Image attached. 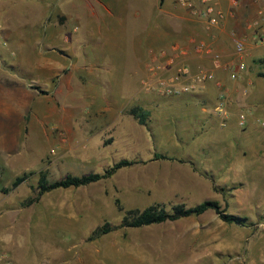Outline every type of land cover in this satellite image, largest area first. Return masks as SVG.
Here are the masks:
<instances>
[{
  "label": "rangeland",
  "instance_id": "374dc122",
  "mask_svg": "<svg viewBox=\"0 0 264 264\" xmlns=\"http://www.w3.org/2000/svg\"><path fill=\"white\" fill-rule=\"evenodd\" d=\"M144 5V19L136 20ZM144 5L0 0V264H264V126L257 122V138L219 137L213 150L200 139L182 144V117L164 112L166 101L182 95L143 90L151 56L178 44L181 18ZM154 100L162 102L150 117ZM134 107L147 112L145 126L128 114ZM156 153L175 160H154ZM124 159L136 163L23 206L37 194L42 170L53 182L102 173ZM17 177L24 181L11 189ZM208 200L248 224H226L207 211L118 227V206L168 210ZM106 224L111 231L94 237Z\"/></svg>",
  "mask_w": 264,
  "mask_h": 264
},
{
  "label": "crops",
  "instance_id": "0c3cea01",
  "mask_svg": "<svg viewBox=\"0 0 264 264\" xmlns=\"http://www.w3.org/2000/svg\"><path fill=\"white\" fill-rule=\"evenodd\" d=\"M137 2L143 5L149 4L150 8L159 15L162 14L171 19L181 18V22L176 21L180 23L183 31L174 43H178L176 45L182 46L188 53L179 61L187 64L192 73H197L200 69L214 72L217 80L231 89L225 104L228 110L226 119L218 117L214 112L219 94L214 83H207L206 87L197 93L183 94L165 102V105L169 107L168 111H164L165 114L181 116L185 123L179 136L183 140L182 144L187 145L190 140L195 143L200 139L202 141L200 147L213 150L214 144L222 136L231 135L235 139H244L251 135H256V138L261 135L263 129H257L256 125L259 120H264V80L256 74L259 71L257 63L264 59V45L257 44L261 27L255 26L256 24L264 26L262 16L259 15V12L264 10V0H217L224 18L221 26L212 30L192 18L187 9L174 6L171 0H164V3L163 0H137ZM145 10L144 5L141 10L136 11L134 18L143 20ZM231 32H235L248 44V56L245 58L247 70L236 81H231L229 78L230 68L235 67L238 61L230 38ZM198 42H204L209 47L210 53L194 52L193 46ZM171 45L168 44L161 49L169 48ZM244 90H247L245 96ZM161 102L162 100H154L149 103L146 110L150 117L158 115L159 111L156 108ZM242 109L247 113V126L243 129L237 125L236 116ZM259 147L260 151H263L264 142L260 143ZM193 154L191 150L187 151L188 157H194ZM186 167L196 177L197 174L190 166Z\"/></svg>",
  "mask_w": 264,
  "mask_h": 264
},
{
  "label": "built area",
  "instance_id": "2783aa9c",
  "mask_svg": "<svg viewBox=\"0 0 264 264\" xmlns=\"http://www.w3.org/2000/svg\"><path fill=\"white\" fill-rule=\"evenodd\" d=\"M180 7L188 10L189 15L203 24L207 29H218L224 18V13L219 7L217 0H179ZM264 21V10L259 12ZM261 27L258 34L257 44L264 45V26ZM233 42L235 54L238 57L235 67L230 68L229 78L231 81L238 80L242 73L247 70L245 58L247 53L246 40L239 38L235 32L230 33ZM194 52L197 54H209L210 49L204 42H198L193 46ZM188 51L179 45H172L166 49L157 50L151 56L148 63L146 78L143 81V90L146 92L157 91L166 96H179L183 94H193L203 90L207 83H214L219 90L217 97V105L214 112L218 117L226 119L228 110L225 108L231 89L217 80L216 75L212 71L200 69L197 73H192L189 66L181 62ZM157 58L162 59L160 63L154 64ZM243 95H247V90L243 91ZM237 125L240 128L247 126V113L244 109L236 114ZM261 126H264V120H259Z\"/></svg>",
  "mask_w": 264,
  "mask_h": 264
},
{
  "label": "trees",
  "instance_id": "16d2710c",
  "mask_svg": "<svg viewBox=\"0 0 264 264\" xmlns=\"http://www.w3.org/2000/svg\"><path fill=\"white\" fill-rule=\"evenodd\" d=\"M257 72V76L264 80V59L259 60ZM128 114L131 115L139 125L145 126L147 120V112L140 107L131 108L128 111ZM175 160L172 157H168L163 154L156 153L154 155V160ZM179 163H184L183 160H178ZM135 161L129 160H120L114 163L109 168L105 169L102 173H89L86 175L75 176L68 174L64 178L50 182L48 180V171L42 170L39 172L38 180H37V194L34 198H30L23 203V206H29L34 203H37L40 198L52 191L55 190H66V189H75L80 187H85L103 180H107L111 178L117 171L130 167L135 164ZM190 166L194 170L192 162H188ZM24 181V177H17L12 185L11 189L17 187L19 183ZM6 191V190H5ZM119 211H123V217L119 224V228H132L138 229L153 225H159L169 222H176L182 219H186L189 217H198L207 211H213L218 218L226 224H235L240 226H246L248 224L245 218H240L235 215L228 214L225 210L221 209L220 205L215 201H203L198 205L192 207H185L182 204L173 205L170 209H166V207L162 204L155 203L149 205L148 207L139 210V209H128L124 210L121 206H118ZM111 231V228L106 224L103 227L96 229L93 232V236L104 235Z\"/></svg>",
  "mask_w": 264,
  "mask_h": 264
}]
</instances>
